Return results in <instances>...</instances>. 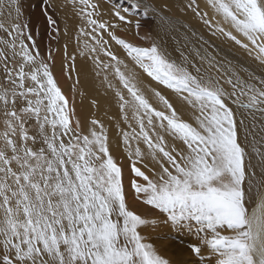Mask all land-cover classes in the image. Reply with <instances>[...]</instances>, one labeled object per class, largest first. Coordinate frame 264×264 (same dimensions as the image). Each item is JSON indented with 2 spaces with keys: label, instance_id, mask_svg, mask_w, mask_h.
<instances>
[{
  "label": "snow or ice",
  "instance_id": "snow-or-ice-1",
  "mask_svg": "<svg viewBox=\"0 0 264 264\" xmlns=\"http://www.w3.org/2000/svg\"><path fill=\"white\" fill-rule=\"evenodd\" d=\"M79 3L91 26L80 32L94 41H85L80 54L91 55L108 88H113L110 75L122 85L114 91L130 129L120 135L132 175L126 187L101 121L93 119L88 134L78 119L73 123L75 109L52 71L54 52L49 47L41 55L21 19L19 0L6 5L0 0V10L15 14L10 25L0 22L9 37L0 38V264H169L141 234L142 226L156 221L130 208L128 187L136 200L165 214V223L195 230L210 252L206 258L201 246H192L201 264H264V0H205L211 15L197 0H187L181 11L190 10L210 39L157 13L165 33L179 25L195 38L187 51L177 49L179 60L155 40L140 47L109 32L133 67L102 34L94 35L114 27L93 18L97 5ZM121 10L141 12L145 19L156 12L150 5L141 11L135 2L118 8L115 16L126 23L131 21ZM48 22L56 24L51 16ZM135 27L139 30V20ZM222 44L243 50L262 71L243 64L230 48L224 54ZM64 56L66 67L74 69L76 57L67 45ZM137 68L186 102L195 123L151 89L162 105L154 107ZM233 106L242 111L239 121Z\"/></svg>",
  "mask_w": 264,
  "mask_h": 264
},
{
  "label": "bare ground",
  "instance_id": "bare-ground-1",
  "mask_svg": "<svg viewBox=\"0 0 264 264\" xmlns=\"http://www.w3.org/2000/svg\"><path fill=\"white\" fill-rule=\"evenodd\" d=\"M31 1L33 0L21 1V19L24 23L30 25L31 31L35 34L36 38L34 39L36 40L38 48L40 45H42L41 43H39V39H37L38 32L45 29V31L43 32H46L47 34L50 33L51 38L46 39V37L45 40L43 39L44 41H46V43L41 47V49L39 48V50H42L44 52H41V55H46L45 52L47 53L49 47L54 50L59 44V42L57 44L59 36L58 25L57 23L54 26L48 25L42 13L44 12L43 9L39 6L38 9L32 10L31 5H29ZM50 1L53 3L54 8H48V10L49 12L51 11L53 13V18L56 19L57 16L61 18L62 29V41L60 42L62 50L59 48L56 49L58 51L54 55V64L52 67V71L54 76L57 78L62 91L69 98V106L74 107L75 109L74 116L72 117L73 123L78 119L81 122V131L84 134H88L89 128L91 127V121L93 119L99 120L103 123L108 131L110 152L113 157L121 163L123 167L125 184L127 187L128 179L129 177H131L132 173L130 171V161L128 158V154L125 151V146L122 142L120 132L121 130L130 131V129L128 128V124L123 122L114 91L115 88H122V85L119 84L117 79H114L110 75L109 79L112 80L113 88H108L105 83H102V76L96 75V69L93 64L91 55L87 52H85L84 55L80 54L81 51L85 48V41H87L89 44L94 43V41L92 40L91 36H85L80 32L81 28H85L86 31L90 32L91 26H88L83 18V13L81 12L83 6L80 5L79 0H75V3L73 2V0ZM151 1L160 13L173 17L175 16L176 19H179L180 21L182 20L181 22L183 24L189 25L190 27L199 31L200 34L205 37V39H210V36L203 25L197 19H195L193 13L190 10L185 9L184 11H181V9L186 5L187 0ZM7 2L8 0H6L4 4L6 5ZM113 2H118L117 4L119 5L123 4L122 0H113ZM91 3L96 4L98 9V11L94 10L93 14H95V12H98L99 17H102L105 20H109V22L107 23L108 25L114 26L102 31V33L98 32L94 35H97V38H99V36L102 34L103 39L108 41V46H110V49L115 52L121 59L125 60V62L128 63L130 67H133L134 65L131 59L127 56L126 51L120 45H118L115 40L111 39V37L109 36V32H113L115 36L128 42H136L137 39L142 40L141 37H143L142 34L145 32V30L141 25L139 30H137V28L135 27V22L126 23L125 21L119 20V18L114 14L116 11V7H111V5H109V0H91ZM197 3L200 4V7L203 10L209 11V14L211 15L210 9L205 6V0H197ZM89 10L93 11L92 9ZM7 12V7H4L2 10H0V22L4 23L6 26L14 22L15 15L13 12V16L9 17ZM121 15L125 16V13L121 11ZM150 24H152L151 27ZM146 26L150 27V38L152 40L143 39L141 46L143 47L146 43L147 45H150L151 42L155 40L156 42L160 43L163 48L170 52L173 58L177 60H179L180 58V54L177 49L187 51L185 45L187 44V48H191L192 44L195 42V38L191 37L190 33H186L185 29L180 27L179 25H177L178 30L176 31H169L168 33L162 31L159 26L157 16L155 17L154 21L150 19V23L146 24ZM54 29H58V32ZM186 36L188 37V41H186L185 39ZM0 38L5 40L9 39L6 33L2 30H0ZM40 41L42 42V40ZM215 43L220 44V41H215ZM65 45H67L68 54L74 55L76 57L75 68L72 70L66 67L69 62L65 59L64 56ZM134 45H137V43H134ZM221 46L225 49L224 54H227L230 48L231 52L234 55L239 56L243 64L256 71L257 73L262 71L258 63L255 60L249 58L243 52V50L239 49L237 46L228 44H222ZM0 47H2V45H0ZM101 59L105 61L107 60V58L104 56H101ZM203 67L206 68L207 65L205 64L203 65ZM69 71L71 72V78H69ZM136 71L139 73L140 87L144 90L145 95L149 98L154 107L162 108V105L152 94L151 89H156L160 91L164 96H166L174 105V107H176L178 112L182 115L183 119L193 124L195 123L194 119H192L193 109L189 105H187L186 102L178 97L172 90L166 89L163 86L159 85L157 82L153 81L141 69L137 68ZM77 79L79 80V83H76ZM74 84L75 91H73L72 89V86ZM124 92L127 96L126 90H124ZM73 98L75 101L74 104L72 103ZM233 107L234 111L236 112L237 120L239 121V119L242 117V111L237 110L235 106ZM129 116L131 119L130 113ZM243 118L245 119L246 123H253L251 116L244 115ZM131 122L135 127V121ZM118 123L119 128L117 127ZM255 123L257 125L261 123L259 114H257ZM0 129H2L1 124ZM238 130L242 134V128L239 124ZM31 131L35 132V128H33ZM255 134L257 135V138H259L258 128L255 130ZM134 143L135 142H133V144ZM140 147L142 150L147 151L144 144L141 143ZM253 163H256L255 158L253 159ZM257 174L259 175V168H257ZM127 191L128 203L130 208L136 211L138 214L143 215L139 207H137L138 205L135 201L136 199L130 198L131 195L133 196L131 188L128 187ZM254 202L255 197H253V203ZM251 206L252 205L250 204L249 207ZM153 210L154 217L152 220L156 221V223L153 224L154 234H156V238H154L155 243H153V245L156 247L158 252L169 261V264H192L188 262L190 261L188 259L190 254L189 252L193 245H199V243H201V241H199L201 240L200 236L196 234L195 230H177L170 223H165V214L160 213L156 209ZM148 226L150 227V225H147V230H145L146 232L140 231L141 234L147 239L150 236ZM204 253L205 249L203 250L202 254ZM208 254L207 257L209 256Z\"/></svg>",
  "mask_w": 264,
  "mask_h": 264
},
{
  "label": "rangeland",
  "instance_id": "rangeland-1",
  "mask_svg": "<svg viewBox=\"0 0 264 264\" xmlns=\"http://www.w3.org/2000/svg\"><path fill=\"white\" fill-rule=\"evenodd\" d=\"M6 0H3V2H5ZM21 1L22 0H19V3H21ZM102 1H104V0H102ZM123 1V4L122 5H119V4H117L118 2H113V0H109V5H111V7H116V10L119 8V9H123V8H131V5L135 2V3H138L139 5H140V8H141V11L144 9V6L145 5H150L152 8H155L156 9V12H152V11H149V13H148V16H149V18L148 19H145L143 16H142V14H141V12H135V10H133V12L135 13V14H129V13H126V12H124L125 13V16H126V19L128 20V21H131L132 23L133 22H135L136 23V21L137 20H139L140 21V25L142 26V28L145 30V32L142 34V36L143 37H146V39L147 40H152L150 37H151V33H150V27L152 26V24H150V27L148 26H146V24H148V23H150V19L152 20V21H154V19H155V17L157 16V13H160L159 11H158V9L155 7V5L153 4V2L151 1V0H122ZM29 5H31V7H32V10H35V9H38L39 8V6L43 9V11L44 12H42L43 13V15H44V18H45V20H46V22H47V24L48 25H50L49 24V22H48V16L50 15L52 18H53V13L50 11L49 12V10H48V8L49 9H52V8H54V5H53V3L50 1V0H33V1H31L30 3H29ZM48 6V7H47ZM45 9V10H44ZM47 10V11H46ZM95 11H98V9L96 8L95 9ZM122 11V10H121ZM46 13V14H45ZM99 13L97 12H95V14H93V18L94 19H98L99 21H101V22H104V23H108L109 22V20H105V19H103L102 17H99V15H98ZM46 15V16H45ZM163 15H165V14H163ZM165 16H167V17H169V18H171L172 20H179V19H176V17L174 16H170V15H165ZM55 21H56V23H57V25H58V29H59V36H58V41H57V44H58V42H59V44H58V46H57V48H59V49H61L62 50V47H61V44H60V42L62 41V39H61V36H62V29H61V18L59 17V16H57L56 17V19L55 18H53ZM180 21V20H179ZM182 21V20H181ZM192 28V27H191ZM195 32L197 31L196 29H194V28H192ZM28 30H30L31 31V29H30V25H28ZM43 31H45V29L43 30ZM42 30L41 31H39L38 32V35H37V39H39V43H41L42 45H40L39 46V48L41 49V47L42 46H44L45 45V43H46V41H44L45 40V38L46 39H50L51 38V36H50V33L49 34H47L46 32H43ZM31 33H33L32 31H31ZM111 33H113V32H111ZM197 33L199 34V35H201L200 34V32L199 31H197ZM33 37L34 38H36L35 37V34L33 33ZM41 35V36H40ZM42 37V38H41ZM99 38H100V36H99ZM129 38H130V36H129ZM44 39V40H43ZM40 40H42V42L40 41ZM143 40V39H142ZM142 40H139V39H137V41L136 42H131V43H137V46H140V47H142L141 45V43H142ZM147 46H149V44L147 45V43L146 44H144V46L143 47H147ZM57 48H55L54 50H52L53 52H54V55L56 54V52L58 51V50H56ZM46 50V49H45ZM40 52H43L42 50H40ZM44 53V52H43ZM45 54H47L46 52H45ZM1 127H2V124H1ZM130 198H133V199H135L134 198V195L132 196H130ZM136 201V203H137V207H139V209H140V211L143 213V217H145L146 219H148V220H152L153 219V217H154V210H153V208H151L150 206H147V205H144L143 203H141L140 201H138V200H135ZM141 204H142V206H141ZM138 209V210H139ZM153 210V211H152ZM150 225V227H149V231H150V236H149V238L147 239V241L148 242H150V243H155V239L154 238H156V234H154V230H153V224H149ZM145 230H147V226H142L141 227V229H140V231L141 232H146ZM154 235V236H153ZM199 241H201V240H199ZM199 246H201V248H203L202 249V252H203V250L205 249V253L203 254V255H205L206 256V258H207V254L208 253H210L209 252V249L207 250V248L205 247V246H203L201 243H199ZM206 251H207V254H206ZM190 254H189V257H188V259L190 260V261H188L189 263H194V264H201V260H200V258L193 252V250H192V248L190 249V252H189ZM209 255V254H208Z\"/></svg>",
  "mask_w": 264,
  "mask_h": 264
}]
</instances>
